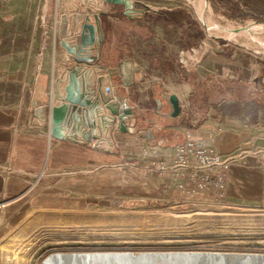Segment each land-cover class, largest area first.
<instances>
[{
    "label": "crops",
    "instance_id": "crops-1",
    "mask_svg": "<svg viewBox=\"0 0 264 264\" xmlns=\"http://www.w3.org/2000/svg\"><path fill=\"white\" fill-rule=\"evenodd\" d=\"M85 1L0 0V22L17 25L19 15L35 2L31 27L0 33V85H16L21 92L14 103L0 104V230L32 208L82 210L117 200L120 193H127L130 200L170 188H192L196 182L191 181V169L197 167L200 174L206 170L194 151L189 152V166L178 163L176 148L188 140L234 157L225 183L210 186L214 191L253 194L262 202L264 101L254 115L236 99L200 108L192 85L179 79L184 65L197 60L199 70V60L183 58V22L166 19L160 10L154 12L159 20L153 23L145 16L132 20L116 15L121 10L116 5L110 13L102 11L104 39L98 61L90 65L93 79L105 76L110 86H118L128 96L134 130L125 132L116 126L109 135L111 150L108 144L95 148V139L78 142L52 135L36 109L52 103L61 78L78 64L60 43L61 26L65 14L84 12ZM48 38L56 46L52 61L43 63L40 51ZM212 60L225 63L226 57ZM257 66L252 80L259 78L264 85V59ZM171 96L178 100L176 105ZM155 125L162 129L163 141L181 132V143L152 145Z\"/></svg>",
    "mask_w": 264,
    "mask_h": 264
},
{
    "label": "rangeland",
    "instance_id": "rangeland-1",
    "mask_svg": "<svg viewBox=\"0 0 264 264\" xmlns=\"http://www.w3.org/2000/svg\"><path fill=\"white\" fill-rule=\"evenodd\" d=\"M132 1L139 10L132 15L126 14L124 4L106 0H86L85 7L91 4L94 13L102 16L116 5L121 9L116 15L132 20L145 16L152 23L158 22L154 12L160 10L166 19L183 22V58H197L199 70L197 60L184 65L179 79L192 85L199 107L216 105L225 98L236 99L245 102L254 115L255 107L264 101L262 81L252 80L258 63L264 59V0H204L205 10L194 0ZM32 5L35 2H31L27 13L19 15V25L0 22V33L14 34L23 27H31ZM207 19L218 21L224 33ZM221 57H226L225 63L212 60ZM20 96L18 86L0 85V104L14 103ZM159 122L162 124L163 120ZM126 196L127 193H120L117 200L82 210L32 208L1 228L0 243L11 230L22 225L23 238L38 245L34 257L60 247L264 251V203L256 201L253 194L227 189L221 193L211 187H178L140 199L126 200ZM33 211L44 217L28 223L27 216ZM0 264H19L15 253L3 250L1 244Z\"/></svg>",
    "mask_w": 264,
    "mask_h": 264
},
{
    "label": "water",
    "instance_id": "water-1",
    "mask_svg": "<svg viewBox=\"0 0 264 264\" xmlns=\"http://www.w3.org/2000/svg\"><path fill=\"white\" fill-rule=\"evenodd\" d=\"M106 1L124 4L128 15L139 11L132 0ZM82 11L65 14L61 26L60 43L67 49L70 59H75L78 64L69 68L61 78L62 86L54 92L52 103L39 106L36 112L44 124L50 126L55 138L78 142L95 139V148L108 144L107 148L111 150L113 138L109 136L110 133L116 126L125 132L134 130L130 121L135 118V114L129 105L128 96L118 86H110L105 76L92 78L90 65L99 59L104 33L101 13H94L91 4ZM115 71L110 72L113 74ZM171 101L175 105L178 103L174 96H171ZM152 136L153 130H150L148 138ZM244 264L263 263L246 261Z\"/></svg>",
    "mask_w": 264,
    "mask_h": 264
},
{
    "label": "bare ground",
    "instance_id": "bare-ground-1",
    "mask_svg": "<svg viewBox=\"0 0 264 264\" xmlns=\"http://www.w3.org/2000/svg\"><path fill=\"white\" fill-rule=\"evenodd\" d=\"M194 1L202 10L207 8L204 0ZM207 21L210 24L214 23L220 32L224 33V28L220 26L218 21L214 22L210 19ZM43 215L34 211L30 212L27 221L31 223L33 220L42 219ZM24 227L18 225L3 237L0 243L3 250L15 253L19 264H93L95 262L99 264L100 262L104 264H116L118 262L120 264H136L135 262H138L137 264H244L246 261L264 264V251L262 250H226L200 247L187 249L60 247L48 249L35 258L34 253L38 245L23 238Z\"/></svg>",
    "mask_w": 264,
    "mask_h": 264
},
{
    "label": "built area",
    "instance_id": "built-area-1",
    "mask_svg": "<svg viewBox=\"0 0 264 264\" xmlns=\"http://www.w3.org/2000/svg\"><path fill=\"white\" fill-rule=\"evenodd\" d=\"M55 46L56 41L53 38H48L43 42L40 51L41 62L48 63L52 61ZM176 150L179 164L189 166V152L194 151L200 160L201 168L206 170V173L200 174L197 167L196 169H191V181L196 182L194 188L217 186L216 182L221 184L225 183L227 172L231 168L232 159L234 157L224 156L214 148L201 146L194 140H188L185 145L177 146ZM262 165L264 166V157ZM212 172L215 174V178L212 177ZM213 179H215V182ZM262 189L264 194V181L262 183Z\"/></svg>",
    "mask_w": 264,
    "mask_h": 264
},
{
    "label": "trees",
    "instance_id": "trees-1",
    "mask_svg": "<svg viewBox=\"0 0 264 264\" xmlns=\"http://www.w3.org/2000/svg\"><path fill=\"white\" fill-rule=\"evenodd\" d=\"M162 129L156 128L154 131L156 132L157 137L151 139V144L156 145V144H161V145H170V146H175L181 143L182 139V134L181 132H176L174 133V137L172 138H166V140L163 141V138H159V133Z\"/></svg>",
    "mask_w": 264,
    "mask_h": 264
}]
</instances>
